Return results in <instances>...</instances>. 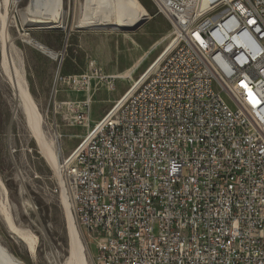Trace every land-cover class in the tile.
Returning a JSON list of instances; mask_svg holds the SVG:
<instances>
[{"label": "built area", "instance_id": "1", "mask_svg": "<svg viewBox=\"0 0 264 264\" xmlns=\"http://www.w3.org/2000/svg\"><path fill=\"white\" fill-rule=\"evenodd\" d=\"M149 1L168 50L94 125L77 118L53 192L92 264H264V0Z\"/></svg>", "mask_w": 264, "mask_h": 264}, {"label": "rangeland", "instance_id": "2", "mask_svg": "<svg viewBox=\"0 0 264 264\" xmlns=\"http://www.w3.org/2000/svg\"><path fill=\"white\" fill-rule=\"evenodd\" d=\"M14 1H18L15 8ZM138 1L148 19L134 31H118L75 28L83 0H63V30L26 23L22 13L27 0H8L7 36L21 57L43 135L58 146L57 162L86 133V127L76 123L77 118L86 117L90 126L99 121L144 76L169 43V23L156 14L149 0ZM23 35L48 48L56 57L25 44ZM160 40L163 44L150 52ZM91 62L95 70L90 68ZM135 66L129 76L121 78ZM87 98L89 109L83 107ZM58 185L59 172L41 156L22 115H14L11 90L0 71V204H5L13 225L33 242L34 251L30 252L7 229L3 215H0V244L23 264H56L52 252L64 264L69 256L61 193L53 192ZM81 234L87 264H92L95 241L82 231Z\"/></svg>", "mask_w": 264, "mask_h": 264}, {"label": "bare ground", "instance_id": "3", "mask_svg": "<svg viewBox=\"0 0 264 264\" xmlns=\"http://www.w3.org/2000/svg\"><path fill=\"white\" fill-rule=\"evenodd\" d=\"M8 4V0H2V2H0V71L3 79L6 81L11 90L14 115L16 113L22 115L26 126L31 131L33 138L35 139L41 156L50 165V167L58 173V146L55 141H47L43 135L40 126L38 109L29 93L28 85L24 78V69L21 57L14 51V47L7 36L9 26V17L7 13ZM17 5L18 1H14L12 3L13 8ZM62 8L63 0H27V5L23 10L22 18L23 21L32 25L37 24L41 27L58 28L63 30L65 26L63 25L64 19ZM147 19V12L138 0H83L80 16L76 22L75 28L134 31ZM23 42L52 58L55 57V53L51 52V50L45 48L38 42L30 39L27 35H23ZM161 44H163V40L156 43L150 52L159 47ZM168 48L165 51L163 49L140 80L144 79L150 73V71L165 55ZM135 68L136 66L126 76L124 75L121 78L129 76ZM136 86L137 83L134 84L132 89L126 93V95H128ZM259 107H264V97L259 99ZM2 188L6 199V191L3 186ZM61 199L66 215L68 232L69 256L64 264H87V250L82 242V234L75 223L73 213L63 192L61 193ZM4 205L5 204L2 203L0 204V215H3L4 221L7 223V229H9V231L20 241L25 243L28 250L33 253V242L27 235L22 233L13 225L8 209H6ZM51 254L54 263L60 264L55 253L52 252ZM0 264L23 263L11 255L8 250L0 244Z\"/></svg>", "mask_w": 264, "mask_h": 264}, {"label": "water", "instance_id": "4", "mask_svg": "<svg viewBox=\"0 0 264 264\" xmlns=\"http://www.w3.org/2000/svg\"><path fill=\"white\" fill-rule=\"evenodd\" d=\"M55 57H56V55H55ZM55 57H54V58H55Z\"/></svg>", "mask_w": 264, "mask_h": 264}]
</instances>
